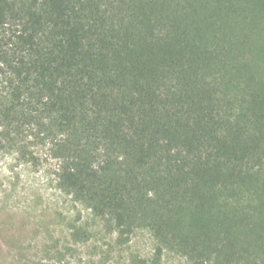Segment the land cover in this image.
Segmentation results:
<instances>
[{"label": "trees", "instance_id": "16d2710c", "mask_svg": "<svg viewBox=\"0 0 264 264\" xmlns=\"http://www.w3.org/2000/svg\"><path fill=\"white\" fill-rule=\"evenodd\" d=\"M0 66V144L149 228L131 264H264V0H0Z\"/></svg>", "mask_w": 264, "mask_h": 264}, {"label": "rangeland", "instance_id": "374dc122", "mask_svg": "<svg viewBox=\"0 0 264 264\" xmlns=\"http://www.w3.org/2000/svg\"><path fill=\"white\" fill-rule=\"evenodd\" d=\"M4 78L0 70L1 89ZM29 133L23 138L32 154L0 144V264H131L134 256L151 259L156 239L150 229L136 226L127 242H119L107 220L58 186L57 161L47 141ZM156 264L190 263L166 248Z\"/></svg>", "mask_w": 264, "mask_h": 264}]
</instances>
